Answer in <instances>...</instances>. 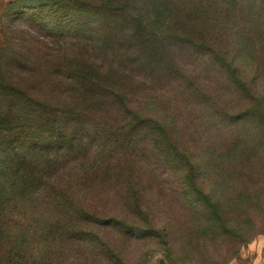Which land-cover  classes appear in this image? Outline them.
Instances as JSON below:
<instances>
[{
  "label": "rangeland",
  "instance_id": "obj_1",
  "mask_svg": "<svg viewBox=\"0 0 264 264\" xmlns=\"http://www.w3.org/2000/svg\"><path fill=\"white\" fill-rule=\"evenodd\" d=\"M152 2L66 1L82 30L73 53L114 78L78 87L69 107L45 92L67 108L63 134L0 142V264H264V196L243 199L257 204L239 217L255 236L237 249L206 237L190 189L220 196L215 169L252 138L240 115L264 104V0H165L169 21L148 27ZM23 11L0 0V46L20 38Z\"/></svg>",
  "mask_w": 264,
  "mask_h": 264
},
{
  "label": "trees",
  "instance_id": "obj_2",
  "mask_svg": "<svg viewBox=\"0 0 264 264\" xmlns=\"http://www.w3.org/2000/svg\"><path fill=\"white\" fill-rule=\"evenodd\" d=\"M22 1L28 12L21 14L25 27L18 35L20 38L17 39L15 35L9 37L13 39L5 37L4 44L0 46V142L6 134L25 139L34 137L38 141L52 140L59 128L60 121L57 120L67 108L48 104L44 98L45 92L59 91L64 94L65 101L59 105L65 102L69 107L67 95L79 96L78 87L97 89L103 82L100 74L108 75L109 81L114 78V73L106 65H99L94 59L73 53L77 44L66 39H77L75 33L82 30L74 17L70 21L67 18L74 13L71 11L74 8L69 6L65 10L67 0ZM11 6L12 1L8 11H11ZM61 13L66 14V18L56 25L52 24ZM169 19L170 10L169 14L166 13L165 0H153L150 16L144 26L154 27ZM31 24L44 31V37L50 40H41L42 37L37 35ZM90 28L92 31L93 27ZM17 29L18 25H13L11 33H16ZM55 37L60 40H53ZM240 117L246 126H252V138H249L250 132L244 133L236 140L239 152L232 155L229 162V154H225L223 170L215 169L223 184L221 195L215 198L211 193L199 190L197 185L190 188L193 202L197 205L201 202L198 206L206 207L205 225L209 232H205L206 237L210 235L217 239L216 242L222 243L231 240L229 244H238L237 249L250 243L255 236L252 233L254 227H250L252 235H249L248 227L239 222V217L257 204L251 206L252 203L243 199H252L253 196L259 203L264 196V182L259 179V173L264 168V104L256 102L243 110ZM257 128H261L262 132L256 133ZM58 132L63 134L64 130L59 129ZM163 236L169 243L168 231Z\"/></svg>",
  "mask_w": 264,
  "mask_h": 264
}]
</instances>
